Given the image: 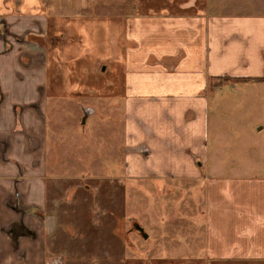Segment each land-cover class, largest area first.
<instances>
[{
  "label": "crops",
  "instance_id": "0c3cea01",
  "mask_svg": "<svg viewBox=\"0 0 264 264\" xmlns=\"http://www.w3.org/2000/svg\"><path fill=\"white\" fill-rule=\"evenodd\" d=\"M85 2L0 0V264H47L56 251L72 259L73 241L68 238L62 250L47 234L57 223L76 230L60 217L77 197L61 185L73 176L55 173L56 150L66 138L57 117L69 104L78 112L75 123L82 122L79 86L84 83L81 99L93 102L99 94L86 87V78L111 60L122 68L117 150L125 170L195 179L197 165H211L213 181L201 195L202 259L264 264V164L260 173L225 175L212 136L219 137L223 115L245 102L247 91L264 93V13L210 12L209 0H134V14H118L113 25L104 13L85 14ZM221 78L227 81L211 87ZM91 120V135L99 129L104 143V118ZM79 139L73 141L81 148L89 142ZM67 162L66 172L75 165ZM95 175L104 186V161ZM68 193L73 195L66 203ZM100 245L108 261L114 244ZM166 254L156 260L172 263L175 258ZM120 257V264H130L125 251Z\"/></svg>",
  "mask_w": 264,
  "mask_h": 264
},
{
  "label": "rangeland",
  "instance_id": "374dc122",
  "mask_svg": "<svg viewBox=\"0 0 264 264\" xmlns=\"http://www.w3.org/2000/svg\"><path fill=\"white\" fill-rule=\"evenodd\" d=\"M209 1L210 12L264 13V0ZM81 9L82 6H77V10ZM83 9L85 14L94 15L93 17L104 13V20H108L113 25L116 24L118 14L132 15L135 10L134 0H92V2L86 0ZM142 9L147 11V7ZM93 19L96 21L97 18ZM48 63L51 65V61ZM66 68H70V64ZM122 77V68L118 60L98 63L94 75L86 78V87L91 84L93 91L99 95L93 94L91 103L85 102L83 97L81 99L84 83L79 86L82 92L77 93L80 95L79 104L81 106L90 104V107L93 105L96 112L90 115L86 124L81 122V118L75 123L78 112L69 104L63 105L59 112L57 117L59 128L66 138L56 150L60 163L55 173L62 177L73 176L75 180L62 182L61 185L65 186L64 188L71 186L72 190H76L77 197L76 205L60 209V217L63 215V221L66 222L72 221L76 225V230L69 227V224L62 227L57 223L52 227V231H47L48 236L52 235L54 237L52 239H56V243H62V250L67 247L64 242H68L66 240L70 238L73 241L70 248L73 250L72 259L68 258V254L66 256L63 252L56 251L54 253L57 255L54 254L50 260L47 257L46 263L120 264V254L125 251L130 264H205L202 258H205L203 251L204 248L206 249L204 244L206 222L203 224L201 195L208 193L209 184L213 181L212 167L201 163L197 165L199 173L203 176L199 174L195 179H181L174 176L160 178L156 175L133 176L125 170V165L121 163L122 154L117 150V142L121 135L117 131V117L120 110L116 96L122 90ZM219 80L211 87L227 81L224 78ZM247 96L245 102L239 101L232 111L225 112L222 123L217 129L219 137H216V134L212 135L215 138L213 140L219 142L217 145L221 147L219 166L225 175L250 173L254 170L260 173L263 169L264 93L254 89L249 93L247 91ZM72 98L77 97L72 95ZM81 114L82 111L80 116ZM93 118L100 121L104 118V143L99 129L92 127L95 134L91 135ZM76 137L77 139L80 137L79 142L84 138L89 142L81 148L78 144H74L73 139L76 140ZM229 145L233 147L232 150L229 149ZM103 161L104 186L100 181L95 180V173L101 170ZM66 162L75 164L69 166L68 172L64 170ZM93 163L95 173H91ZM50 169L53 168L50 166ZM72 195L68 193L64 201L68 203ZM135 223L143 228L147 238H143L134 228ZM104 240L114 244L109 249V254L112 256L108 261H105L106 254L102 251L103 246L100 245ZM88 242L93 245H88ZM162 252L169 253L166 255H171L175 260L172 263L166 258L156 260L161 258L162 255L158 253Z\"/></svg>",
  "mask_w": 264,
  "mask_h": 264
},
{
  "label": "water",
  "instance_id": "95a60500",
  "mask_svg": "<svg viewBox=\"0 0 264 264\" xmlns=\"http://www.w3.org/2000/svg\"><path fill=\"white\" fill-rule=\"evenodd\" d=\"M93 112H95V109L93 107H90V106L83 107L82 108V116H83L82 117V123L84 122L85 117L88 114L93 113ZM134 228L141 233L143 238H147V234L144 232L143 228L139 224L135 223Z\"/></svg>",
  "mask_w": 264,
  "mask_h": 264
},
{
  "label": "trees",
  "instance_id": "16d2710c",
  "mask_svg": "<svg viewBox=\"0 0 264 264\" xmlns=\"http://www.w3.org/2000/svg\"><path fill=\"white\" fill-rule=\"evenodd\" d=\"M32 38H33V37H32L31 35H28V36H27V39L32 40Z\"/></svg>",
  "mask_w": 264,
  "mask_h": 264
}]
</instances>
